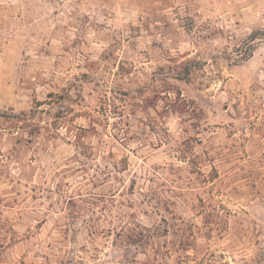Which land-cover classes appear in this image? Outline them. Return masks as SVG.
<instances>
[{
  "label": "rangeland",
  "instance_id": "1",
  "mask_svg": "<svg viewBox=\"0 0 264 264\" xmlns=\"http://www.w3.org/2000/svg\"><path fill=\"white\" fill-rule=\"evenodd\" d=\"M0 264H264V0H0Z\"/></svg>",
  "mask_w": 264,
  "mask_h": 264
},
{
  "label": "trees",
  "instance_id": "2",
  "mask_svg": "<svg viewBox=\"0 0 264 264\" xmlns=\"http://www.w3.org/2000/svg\"><path fill=\"white\" fill-rule=\"evenodd\" d=\"M193 62V59L180 60L178 62L179 71L177 73V78L182 80H189L195 69L192 64Z\"/></svg>",
  "mask_w": 264,
  "mask_h": 264
}]
</instances>
